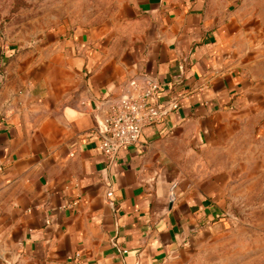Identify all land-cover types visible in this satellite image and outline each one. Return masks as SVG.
I'll return each instance as SVG.
<instances>
[{"label":"crops","instance_id":"1","mask_svg":"<svg viewBox=\"0 0 264 264\" xmlns=\"http://www.w3.org/2000/svg\"><path fill=\"white\" fill-rule=\"evenodd\" d=\"M239 3L128 0L20 60L0 49V264H264V82ZM142 73L179 106L107 157L101 103Z\"/></svg>","mask_w":264,"mask_h":264},{"label":"rangeland","instance_id":"2","mask_svg":"<svg viewBox=\"0 0 264 264\" xmlns=\"http://www.w3.org/2000/svg\"><path fill=\"white\" fill-rule=\"evenodd\" d=\"M128 0H0V49L8 63L20 60L29 44L44 33L84 28L108 20ZM247 41L252 44L251 72L264 82V0H240ZM5 48V49H4ZM254 150L264 156V135L253 140ZM259 198L264 200V179L259 180ZM264 219V211L255 213Z\"/></svg>","mask_w":264,"mask_h":264},{"label":"built area","instance_id":"3","mask_svg":"<svg viewBox=\"0 0 264 264\" xmlns=\"http://www.w3.org/2000/svg\"><path fill=\"white\" fill-rule=\"evenodd\" d=\"M160 92V82L142 73L126 82L116 99L101 103L105 110L98 121L102 133L98 148L103 154L113 157L123 147L136 143L145 125L178 108L176 96L162 99Z\"/></svg>","mask_w":264,"mask_h":264}]
</instances>
